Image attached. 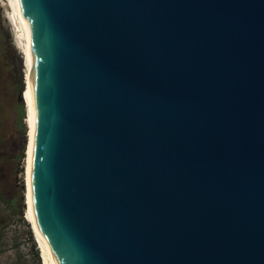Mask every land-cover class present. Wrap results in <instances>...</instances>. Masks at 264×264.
Returning a JSON list of instances; mask_svg holds the SVG:
<instances>
[{"label": "water", "instance_id": "95a60500", "mask_svg": "<svg viewBox=\"0 0 264 264\" xmlns=\"http://www.w3.org/2000/svg\"><path fill=\"white\" fill-rule=\"evenodd\" d=\"M22 1L51 264H264V0Z\"/></svg>", "mask_w": 264, "mask_h": 264}, {"label": "rangeland", "instance_id": "374dc122", "mask_svg": "<svg viewBox=\"0 0 264 264\" xmlns=\"http://www.w3.org/2000/svg\"><path fill=\"white\" fill-rule=\"evenodd\" d=\"M0 7V264H42L31 225L25 219V163L29 144V114L24 119L17 104L25 92L24 66L11 43ZM24 99V98H23ZM35 238V239H34Z\"/></svg>", "mask_w": 264, "mask_h": 264}, {"label": "bare ground", "instance_id": "6f19581e", "mask_svg": "<svg viewBox=\"0 0 264 264\" xmlns=\"http://www.w3.org/2000/svg\"><path fill=\"white\" fill-rule=\"evenodd\" d=\"M7 3L10 17L15 22L17 28V42L22 44L23 56L25 59V79H26V92L23 100L26 107V112L29 114L28 134L29 144L26 157V171H25V219L31 225L33 236H35L37 244L41 252L42 264H51V251L48 238L41 230L38 218L35 211L34 201V187H33V169H34V152L36 140V108L34 100V84H35V51L34 41L31 26L27 18L25 8L22 0H3ZM15 46V45H14ZM34 238V239H35Z\"/></svg>", "mask_w": 264, "mask_h": 264}, {"label": "trees", "instance_id": "16d2710c", "mask_svg": "<svg viewBox=\"0 0 264 264\" xmlns=\"http://www.w3.org/2000/svg\"><path fill=\"white\" fill-rule=\"evenodd\" d=\"M17 107H19L20 111H21V115H20V122L23 121L24 117V111H25V106L23 105V103L21 104H17Z\"/></svg>", "mask_w": 264, "mask_h": 264}]
</instances>
